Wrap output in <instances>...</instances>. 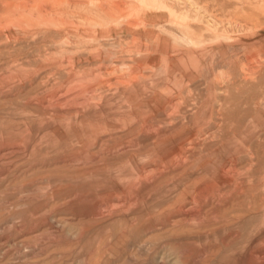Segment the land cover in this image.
<instances>
[{
  "label": "rangeland",
  "instance_id": "rangeland-1",
  "mask_svg": "<svg viewBox=\"0 0 264 264\" xmlns=\"http://www.w3.org/2000/svg\"><path fill=\"white\" fill-rule=\"evenodd\" d=\"M92 1L0 0V264H264V0Z\"/></svg>",
  "mask_w": 264,
  "mask_h": 264
},
{
  "label": "bare ground",
  "instance_id": "bare-ground-1",
  "mask_svg": "<svg viewBox=\"0 0 264 264\" xmlns=\"http://www.w3.org/2000/svg\"><path fill=\"white\" fill-rule=\"evenodd\" d=\"M10 1V0H9ZM16 1V0H15ZM29 1V4H27L26 2H24L25 3V5H23L21 8H23L24 10H28L29 12H33L34 14H36V15H38V16H44V15H47V14H49L50 13V11L55 7V6H58V5H60V4H62L63 2H62V0H28ZM67 1V0H66ZM79 1V0H78ZM84 1V0H83ZM94 1V0H93ZM92 1V2H93ZM263 1V0H262ZM74 2V1H73ZM72 2V4H74ZM90 1H88V3H89ZM256 2V1H255ZM254 2V3H255ZM259 2V1H258ZM7 3V2H6ZM5 3V4H6ZM12 2H10V4H11ZM16 3V2H15ZM66 3V2H65ZM79 3V2H78ZM81 3H85V2H82V0H81ZM112 3H113V0H112ZM241 3V2H240ZM5 4L3 5V6H5ZM21 4V3H20ZM64 4V3H63ZM67 4V3H66ZM69 4H71L70 2H69ZM117 4V3H116ZM259 4H261V3H259ZM2 5V4H1ZM15 5V4H14ZM78 5V4H77ZM82 5V4H81ZM91 5V4H90ZM103 5H104V0H97L96 2H94V3H92V6H93V11H94V13H95V11H96V13H95V15L96 16H92V17H87V23H89L88 21H91L92 19L93 20H99V23H100V21H103V20H106V21H108V22H113V24L117 21V15H116V5H108V4H106L105 6H107L108 5V7L107 8H105V7H103ZM13 5H11V7H12ZM18 6H19V3H18ZM61 6V5H60ZM83 6V5H82ZM84 6H85V4H84ZM89 6V5H88ZM117 6H118V4H117ZM120 6V5H119ZM2 7V6H1ZM8 7H9V5H8ZM67 7H69V5L67 6ZM71 7V6H70ZM80 7V6H79ZM86 7H87V5H86ZM13 8V7H12ZM11 8V9H12ZM15 8V7H14ZM20 8V7H19ZM65 8H66V6H65ZM64 8V10H67V9H65ZM83 8V7H82ZM88 8V7H87ZM254 8V7H253ZM256 8V7H255ZM22 9V10H23ZM59 9V8H58ZM63 9V8H62ZM85 9V8H84ZM21 10V11H22ZM23 10V11H24ZM50 10V11H49ZM69 10V9H68ZM76 10H78V9H76ZM76 10H74V11H76ZM92 9H90V10H88V11H91ZM8 11V10H7ZM70 11H71V9H70ZM69 11V12H70ZM84 11H86V10H84ZM14 12V11H13ZM17 12V11H16ZM15 12V13H16ZM19 12V14L21 13L20 11H18ZM55 12H56V10H55ZM63 12V11H62ZM61 11H60V13H62ZM69 12H67V13H69ZM73 12V11H72ZM260 12V11H259ZM59 13V12H58ZM7 14V13H6ZM5 14V15H6ZM24 14V13H23ZM31 14V13H30ZM29 14V17L31 16ZM64 14V13H63ZM66 14V13H65ZM64 14V15H65ZM75 14V13H74ZM84 14V13H83ZM92 14V13H91ZM3 15V14H2ZM4 15V16H5ZM12 15V14H11ZM36 15H33V16H36ZM50 15V14H49ZM67 15V14H66ZM79 15H80V13H79ZM85 16H86V14H84ZM88 15H89V13H88ZM7 16V15H6ZM37 16V17H38ZM52 16V15H51ZM51 16H50V18H51ZM62 15L60 14V16L59 17H61ZM13 17V16H12ZM17 17H20V16H18L17 15ZM16 17V18H17ZM26 17V16H25ZM32 17V16H31ZM63 18H64V16H62ZM61 17V18H62ZM79 17V16H78ZM8 18V17H7ZM15 18V17H14ZM35 18V17H34ZM33 18V19H34ZM50 18H43L44 19V21H48ZM58 18V17H57ZM60 18V19H61ZM70 18H72L71 16H70ZM82 18V17H81ZM83 18H86V17H84L83 16ZM4 19V18H3ZM2 19V20H3ZM19 19V18H18ZM17 19V20H18ZM67 19V18H66ZM68 19H69V17H68ZM2 20H0L1 22H2ZM7 20H9V19H7ZM16 20V21H17ZM31 20V19H30ZM36 20V19H35ZM41 20V19H40ZM40 20H38V21H40ZM51 20V19H50ZM54 20V19H53ZM62 20V19H61ZM79 20V19H78ZM81 20V19H80ZM78 21L79 23L82 21ZM10 21V20H9ZM19 22H20V19L18 20ZM21 21H24V20H21ZM29 21V20H28ZM55 22H56V20H54ZM70 21H72V20H70ZM10 22H13V21H10ZM18 22V23H19ZM32 22V21H31ZM50 22V21H49ZM61 22V21H60ZM69 22V21H68ZM78 22H77V25H78ZM91 22H93V21H91ZM105 22V21H104ZM107 22V23H108ZM119 22H121V21H119ZM6 23V22H5ZM21 23V22H20ZM27 23V22H26ZM39 23V22H38ZM58 23V22H57ZM62 23V22H61ZM64 23V22H63ZM102 23V22H101ZM1 24V23H0ZM11 24V23H10ZM13 24V23H12ZM33 24V23H32ZM41 24V23H40ZM42 24H43V22H42ZM51 24H53V23H51ZM64 24H67V23H64ZM73 24V23H72ZM82 24H85V23H82ZM91 24H93V23H91ZM90 24V25H91ZM98 24V23H97ZM103 24H105V23H103ZM116 24V23H115ZM15 25H17V24H15ZM18 25H20V24H18ZM34 25V24H33ZM45 25H47L46 23H45ZM58 25V24H57ZM61 25V24H60ZM74 25V24H73ZM76 25V26H77ZM86 25V24H85ZM88 25V24H87ZM86 25V26H87ZM107 25V24H106ZM105 25V26H106ZM67 26V25H66ZM66 26L64 27V28H66ZM70 26V25H69ZM80 26V25H79ZM89 26V25H88ZM93 26V25H92ZM95 26V25H94ZM107 26H109V25H107ZM111 26V28H112V25H110ZM109 26V27H110ZM117 26V25H116ZM54 27V26H53ZM72 27H75V25L74 26H72ZM81 27V26H80ZM97 27V26H96ZM95 27V28H96ZM104 27V26H103ZM69 28V27H68ZM98 28V27H97ZM115 28V27H114ZM67 29V28H66ZM79 29V28H78ZM81 29V28H80ZM83 29V28H82ZM251 29V28H250ZM48 30V29H47ZM84 30H86V29H84ZM83 30V31H84ZM90 30H91V28H90ZM95 30V29H94ZM98 31H99V29H98ZM246 31V30H245ZM80 33V32H79ZM86 33V32H85ZM69 34V33H68ZM102 34V33H101ZM1 35V34H0ZM80 35H81V33H80ZM80 35H78V37L80 36ZM102 35H104V34H102ZM73 36H75V35H73ZM83 36V35H82ZM81 37V36H80ZM80 37H79V39H80ZM88 37V36H87ZM11 38V37H10ZM83 38H85V35L83 36ZM89 38V37H88ZM104 38V37H103ZM102 38V39H103ZM81 39H82V37H81ZM107 39H108V37H107ZM104 40H106L105 38H104ZM98 41V40H97ZM68 42V41H67ZM99 47V46H98ZM76 57V56H75ZM49 62V61H48ZM242 71V70H241ZM84 78V77H83ZM224 173V172H223Z\"/></svg>",
  "mask_w": 264,
  "mask_h": 264
}]
</instances>
